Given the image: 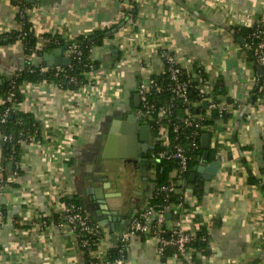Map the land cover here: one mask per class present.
I'll return each mask as SVG.
<instances>
[{
    "label": "crops",
    "instance_id": "0c3cea01",
    "mask_svg": "<svg viewBox=\"0 0 264 264\" xmlns=\"http://www.w3.org/2000/svg\"><path fill=\"white\" fill-rule=\"evenodd\" d=\"M26 1L38 36L47 32L73 39L116 27L91 50L104 74L96 86L80 89L73 98L51 83L22 88L18 110L39 125V134L22 144L18 173L10 176L0 196V264H85L75 231L54 220L72 198L98 225L97 264H187L175 247L160 255L154 238L145 234L129 236L123 259L107 261L130 219L149 207L157 162L141 164L144 171L125 164L141 180L124 190L119 181L123 158L101 157L105 133L113 119L132 109L137 81L146 76L138 60L148 73L160 74L162 49L192 77L197 78L196 69L205 73L207 95L196 105L205 106L200 113L208 121L202 130L209 135L212 158L204 149L208 162H220L210 180L202 178L200 200L190 182L184 186L191 218L208 230L211 242L209 256L195 264H264V102L254 94L257 65L243 47L244 38L234 31L264 13V0ZM16 10L13 0H0V34L17 28ZM24 57L18 40L0 43V79L21 67ZM29 58L34 64L43 61L34 53ZM202 82L199 78V87ZM210 100L225 106L224 118L212 117ZM1 144L0 137V157ZM250 175L254 183L248 182ZM98 177L107 181L94 185L110 186L107 192L114 194L107 200L114 229L111 221H103L102 211L97 213L91 196L90 181ZM176 218L170 213L168 219Z\"/></svg>",
    "mask_w": 264,
    "mask_h": 264
},
{
    "label": "built area",
    "instance_id": "2783aa9c",
    "mask_svg": "<svg viewBox=\"0 0 264 264\" xmlns=\"http://www.w3.org/2000/svg\"><path fill=\"white\" fill-rule=\"evenodd\" d=\"M13 1L17 9L16 13H20L18 2L21 0ZM20 24L17 21V28L20 27ZM242 26L248 28L246 39L244 40V48L250 53L253 62L263 68V72L259 74L262 77L257 76L256 78V85L262 91V96L260 97V100H262L264 98V13L249 18ZM34 54L37 55L36 53ZM64 56L68 57L65 51ZM159 56L162 65V72L160 74H166V79L163 81H159L157 78V75L160 74L148 73V67L143 64L141 59L138 60L146 76L139 79L136 84L135 89L139 97V105L135 109V114L141 116L146 121L149 129L155 132L156 138L162 144L159 151L156 152L155 157L160 161L168 160L173 162V171L182 174L188 170L189 161L192 158L190 151L196 147V138L199 135V131L205 129L207 118L202 113L195 114L189 106H185V111L182 114L175 113L178 102L188 105V90L191 86V81L190 78L184 77L185 68L178 63L171 52L167 49H162L159 51ZM55 67L61 68L62 66ZM89 67L91 70L87 74L88 82L82 84L79 89L72 91L58 88L67 96L73 98L78 94L80 89L93 85L96 86V82L104 75L103 71L101 67L99 69L93 68L92 64ZM21 70V67H19L13 74ZM202 80L203 84L198 87L200 99L196 103L207 95L208 86L204 82V79ZM162 93H166L164 98L160 96ZM5 101L11 102L12 105L6 107L2 112V121L5 120L11 111H17V106L20 103L14 104L15 98L13 93H8L5 96ZM208 109L217 110L218 116L226 112L224 105L211 100L208 104ZM182 129L187 130L185 133H182ZM2 171L3 167L0 165V196L3 188L6 186L2 182ZM17 173L18 171L14 170L11 176H15ZM161 190L167 193L178 192V201L170 203L164 209L148 207L140 211L130 219L126 228L120 233L119 243H121L122 247H125L129 236L133 234H145L154 238L157 243V252L160 255L164 253L166 247L173 246L177 250L178 256L185 260L187 264H195V260L191 256L192 252H195L197 259L205 260L209 254L205 255L200 250H195L191 247V243L198 233L200 238L204 240L208 236V230L198 222L192 220L191 209L188 207V204L185 205V191L178 190L174 185L162 186ZM167 211L171 215H176L177 218L174 220L168 219L166 217ZM59 214L65 217V223H68L74 231L78 228L94 234L98 230V225L92 219L90 212L82 205L67 200L61 207ZM3 220L4 213L0 201V225L3 223ZM82 245L87 246V240H83Z\"/></svg>",
    "mask_w": 264,
    "mask_h": 264
},
{
    "label": "trees",
    "instance_id": "16d2710c",
    "mask_svg": "<svg viewBox=\"0 0 264 264\" xmlns=\"http://www.w3.org/2000/svg\"><path fill=\"white\" fill-rule=\"evenodd\" d=\"M130 1V0H129ZM20 13H16V20L19 21L20 27L13 29L5 34H0V43H8L12 41H19L21 43L22 51L24 54V61L21 66V71L11 75L8 78H4L0 84V137H1V157L0 165L3 167L2 182L6 185L10 183V176L14 170H19V154L22 149V144L29 141L32 137H37L39 134V125L23 111H11L5 118L1 120V114L4 109L11 106V102L5 101V96L8 93H13L15 103L23 100L24 93L22 88L25 84L33 83H51L59 87L60 89L77 90L82 84L88 82L87 74L91 70L90 64L93 68L99 69V62L91 59V50L94 46H99L103 43V39L110 35L111 30L116 27L110 26L102 29H97L92 33L82 34L74 37L73 39H67L61 34L44 32L39 36L35 34L32 23L28 20L27 10L31 7V4L26 0L18 2ZM135 17V11H132V18ZM235 32L241 35L244 40L248 32V28L242 26V28H234ZM239 29V30H237ZM63 47L66 54H68L69 63L67 66L57 68L55 66H47L44 61H40L38 64L31 62L29 56L36 53L37 56L43 55V53H51L54 49ZM244 47V46H243ZM250 55V53H248ZM250 57V56H249ZM45 67V69H44ZM197 78L192 77L190 73L184 71V77L190 78L191 86L188 90V105L177 103L175 113L182 114L185 111V106H189L191 111L195 114L204 110L205 106L201 103L196 105L197 100L200 99V93L198 87L199 78H206L205 73L200 69H196ZM259 77H262L258 74ZM159 81L166 79V74L157 75ZM214 93H217V84L213 89ZM254 94L260 99L262 91L258 89L256 85L254 88ZM166 93H162L160 96L164 98ZM264 102V98L261 100ZM226 112H223L221 116H218V112L215 109L211 110L212 117L224 118ZM208 122V121H206ZM187 129H182V133H185ZM203 132L199 131L197 136V144L194 149L190 151L192 158L189 161L188 170L182 174L175 173L173 171L174 164L168 160H161L157 162L156 174L154 179V190L152 195L148 199V206L154 209H164L170 203L178 201V192L167 193L161 190L162 186L174 185L178 190H185L184 182L188 180L189 175L192 172V168L199 161L198 158L204 153V149L201 147L200 139ZM212 158V151L207 148ZM249 183H254L253 176L248 177ZM203 179L201 177L195 178L189 183L192 189V194L196 196L198 200L201 199L203 194ZM69 202L81 205L76 199H70ZM199 202V201H198ZM187 205V203L185 204ZM4 213V208L2 206ZM56 223L66 222L63 215L54 216ZM75 233L77 235V242L80 249L83 251L85 264H97L98 258L93 254L98 248L100 233L99 231L94 234L88 233L85 230L76 228ZM83 240H87L88 245L83 246ZM210 238L207 236L202 240L199 233L196 234L194 241L191 243V247L195 250H200L205 255L210 253ZM173 246L166 247L164 253ZM174 248V247H173ZM125 254V247L121 246V243L115 247L110 248L108 252L109 263L115 260L123 259ZM192 259L197 263L195 252L191 253ZM199 262V261H198Z\"/></svg>",
    "mask_w": 264,
    "mask_h": 264
},
{
    "label": "water",
    "instance_id": "95a60500",
    "mask_svg": "<svg viewBox=\"0 0 264 264\" xmlns=\"http://www.w3.org/2000/svg\"><path fill=\"white\" fill-rule=\"evenodd\" d=\"M33 2L34 0H29ZM42 59L47 66H67L69 63V58L64 56V48L54 49L51 53H43ZM234 64V62L232 61ZM228 64V61H227ZM257 70L259 73L263 72V68L257 65ZM3 79H0V84ZM139 105L138 94L133 96V108L134 110L129 111L124 115L123 118L113 119L108 126L105 133L104 144L101 151V157H119V158H130L132 156L138 155L141 157L139 160L142 162H159L160 160L155 157L156 153L152 152L149 158H142V155L146 153L149 149L153 147L149 142H154V136L149 133V126L146 121L135 114V109ZM209 135L207 133L202 135L201 147L206 149L208 146ZM162 146V144H161ZM201 163L192 168V172L189 175L187 181L184 182V186H187L188 182H192L197 176L203 178L204 180H210L212 175L216 172L220 165L218 158L212 162H208V152L205 151L202 158L198 159ZM143 166H140V170H143ZM104 182L107 181L105 177L93 178L90 181L89 189L91 192L94 204L97 205V213L103 212L106 217L104 222H110L114 229L115 218L112 216V211L109 208L107 200L110 197H114V194L107 192L110 186H104L103 184L96 187L94 182ZM166 217H170V212H166Z\"/></svg>",
    "mask_w": 264,
    "mask_h": 264
},
{
    "label": "flooded vegetation",
    "instance_id": "af4514ba",
    "mask_svg": "<svg viewBox=\"0 0 264 264\" xmlns=\"http://www.w3.org/2000/svg\"><path fill=\"white\" fill-rule=\"evenodd\" d=\"M132 109H130L131 111L134 110L133 108V103L131 105ZM150 130V129H149ZM150 134H152L154 136V142H149V144L153 147V149H149L146 153H144L142 155V158H149L151 156V153L154 152L156 153L157 151H159V149L161 148V142L156 138V134L153 130L149 131ZM141 157H138V155L132 156V157H128V158H123V161H125V163H132L136 168H138L141 164H150L152 162H141L139 159Z\"/></svg>",
    "mask_w": 264,
    "mask_h": 264
},
{
    "label": "rangeland",
    "instance_id": "374dc122",
    "mask_svg": "<svg viewBox=\"0 0 264 264\" xmlns=\"http://www.w3.org/2000/svg\"><path fill=\"white\" fill-rule=\"evenodd\" d=\"M125 164H127V163H124L123 165H124V167L122 168L123 170L121 171L122 172V174L120 175V182L123 184V188H124V190H127V189H129V187H131V185H132V187H133V184L135 183V182H137V181H139V180H141V178L137 175V173L136 172H134L131 168H128V166L127 165H125ZM131 164V163H130ZM132 172V173H131ZM130 174H133L132 176V178H130L131 177V175ZM136 186V185H135ZM110 200L111 199H114V197H110L109 198Z\"/></svg>",
    "mask_w": 264,
    "mask_h": 264
}]
</instances>
